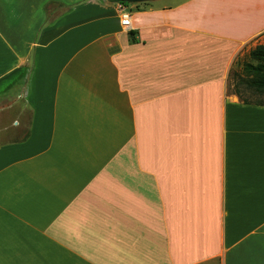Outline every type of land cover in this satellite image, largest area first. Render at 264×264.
I'll return each mask as SVG.
<instances>
[{"label":"crops","instance_id":"0c3cea01","mask_svg":"<svg viewBox=\"0 0 264 264\" xmlns=\"http://www.w3.org/2000/svg\"><path fill=\"white\" fill-rule=\"evenodd\" d=\"M84 1L0 0V264H264V0Z\"/></svg>","mask_w":264,"mask_h":264},{"label":"trees","instance_id":"16d2710c","mask_svg":"<svg viewBox=\"0 0 264 264\" xmlns=\"http://www.w3.org/2000/svg\"><path fill=\"white\" fill-rule=\"evenodd\" d=\"M127 6L128 4H123ZM251 62L243 64L242 73H230L228 78L232 79V84L228 91L236 96L243 104L264 106V102H251L250 96L264 95V46L257 45L248 53Z\"/></svg>","mask_w":264,"mask_h":264},{"label":"rangeland","instance_id":"374dc122","mask_svg":"<svg viewBox=\"0 0 264 264\" xmlns=\"http://www.w3.org/2000/svg\"><path fill=\"white\" fill-rule=\"evenodd\" d=\"M180 1H182V0H160L159 4H161V5H174ZM85 2H86V0L83 3H85ZM127 6L130 7L131 5L128 4ZM65 10H67V8L62 7L58 2L52 3V19L56 18L60 14L64 13ZM257 45L264 46V35L260 39H258L255 43L250 45V48L246 49L244 51V53L237 58V60L235 61L234 66H233L230 73H233V72H236L237 74L242 73L243 64L246 62H248V63L251 62L250 59L248 58L249 51L251 49L255 48ZM230 84H232V79H230V77H229L228 81H227V88H226L227 93L229 95L231 94V92L228 91V87L230 86ZM250 101L251 102H257V101L258 102H260V101L264 102V95L263 96H259V95L250 96ZM26 117L27 116L25 115V118ZM25 128H26L25 126L21 127V133H22V136H20L21 138L26 134Z\"/></svg>","mask_w":264,"mask_h":264},{"label":"built area","instance_id":"2783aa9c","mask_svg":"<svg viewBox=\"0 0 264 264\" xmlns=\"http://www.w3.org/2000/svg\"><path fill=\"white\" fill-rule=\"evenodd\" d=\"M118 6V12L120 15V24L121 27L125 30V31H130L131 29V15L130 12L128 11V7L121 4V3H117Z\"/></svg>","mask_w":264,"mask_h":264},{"label":"water","instance_id":"95a60500","mask_svg":"<svg viewBox=\"0 0 264 264\" xmlns=\"http://www.w3.org/2000/svg\"><path fill=\"white\" fill-rule=\"evenodd\" d=\"M108 1L113 2V3L133 5V4L149 3V2H153L157 0H108Z\"/></svg>","mask_w":264,"mask_h":264}]
</instances>
